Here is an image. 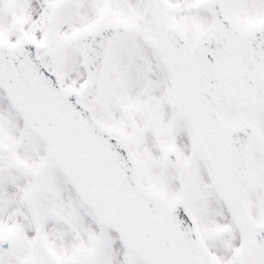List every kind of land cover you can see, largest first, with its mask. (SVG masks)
Returning a JSON list of instances; mask_svg holds the SVG:
<instances>
[{"label": "snow or ice", "instance_id": "6c2138e0", "mask_svg": "<svg viewBox=\"0 0 264 264\" xmlns=\"http://www.w3.org/2000/svg\"><path fill=\"white\" fill-rule=\"evenodd\" d=\"M0 264H264V0H0Z\"/></svg>", "mask_w": 264, "mask_h": 264}]
</instances>
